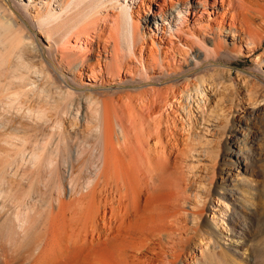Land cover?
<instances>
[{"label":"bare ground","instance_id":"bare-ground-1","mask_svg":"<svg viewBox=\"0 0 264 264\" xmlns=\"http://www.w3.org/2000/svg\"><path fill=\"white\" fill-rule=\"evenodd\" d=\"M27 1L24 14L48 47L29 32L15 38L0 20V44L1 32H9L18 60L10 84L17 91L8 88L0 112L10 115L20 98L46 93L43 82L54 85L66 102L54 114L26 107L28 118L37 117L35 133L26 125L6 126L0 114V136L6 137L1 143L10 157L3 173L18 178L21 169L26 176L29 169L51 165L52 157L62 154L66 129L90 122L85 99L98 106L92 119L97 145L66 148L73 157L93 156L98 164L86 177L70 172L64 181L57 165L54 188L40 209L29 206L27 195L13 196L10 239L32 241L34 229L44 231L26 264H205L246 255L248 228L235 220L245 218L238 211L237 187L254 184L238 169L255 173L250 127L241 126L225 145L223 165L235 176L229 171L224 178L219 162V111L211 171L199 176L209 188L196 190L192 162L194 154L204 159L208 152L206 88H218L208 76L217 68L212 63L263 48L264 0ZM37 1L42 10L29 16L27 9H36ZM259 58L264 62V54ZM227 73L231 81L233 74ZM104 95L109 98L100 99ZM222 199L230 208L221 212L215 204ZM4 211L0 207V214ZM225 217L229 246L219 228ZM257 240L261 245L252 252L264 258V224ZM0 264H13L1 236Z\"/></svg>","mask_w":264,"mask_h":264},{"label":"rangeland","instance_id":"rangeland-1","mask_svg":"<svg viewBox=\"0 0 264 264\" xmlns=\"http://www.w3.org/2000/svg\"><path fill=\"white\" fill-rule=\"evenodd\" d=\"M39 1L33 3L32 6H36V9L29 7L27 12L29 16H35L36 11L42 10ZM29 5L27 0H0V20L4 22L3 26L12 36L18 38L19 34L31 33L37 36V39L41 42L44 48H47L46 40L39 36L38 30L33 25L32 18L28 19L25 16V7ZM145 16V15H143ZM143 23V22H142ZM145 23H143L144 25ZM146 25V24H145ZM8 34L1 32V37L4 40L3 44H0V100L8 92V88H14L12 92L17 91V87L10 85L14 82L12 79L13 66L17 65V56L14 54L11 44L7 41L9 39ZM13 32L15 34L13 35ZM264 54V46L260 50L254 53H248L243 51L241 54H236L231 58H225L219 60L212 65L217 68L213 71H209L208 76L210 80L216 81L218 88L215 89L214 85L207 86L208 97V113L207 119L204 122L206 126V148H208L207 156L201 159L198 154H194L195 159L192 162L194 166V172L196 173V187L197 191L203 188H209L208 184L204 185V181L200 175H206L207 171L210 172L211 168L208 164L212 163L211 149L214 146L213 128L215 119V112L219 113L218 129L219 141L221 144V157L219 159L222 166L223 177L226 178V173L235 176L234 171L223 165V158L225 154V145L228 141H231L235 136H238L239 131L250 127L248 140V147L253 155L254 161V175H250L246 170L239 167L241 177H249L254 183L252 186H245L240 183L235 184L239 187V194L237 197V204L239 205L238 211L245 218L236 219V223L245 225L248 229L245 235V240L250 245V251L244 254V256L227 255L223 260L218 259L216 261L206 260L205 264H264V258L257 255L252 250L261 245L257 240V234L259 228L264 224V62H261L259 56ZM10 67V69H9ZM221 67V68H220ZM228 71L233 74V79L227 81ZM187 74V73H184ZM194 74V73H193ZM66 78L71 79V76L66 72L63 73ZM42 88H45L46 93H35L28 99L20 98L17 104L11 111V114H3L0 112L3 123L8 126L19 129L20 126L26 125V128L35 133L38 126L37 117L33 115V118L27 117L24 114L26 107L31 108L35 113L46 112L47 114H54V109H60L66 102V96L59 90L55 89V86L43 82ZM94 89H98L94 87ZM7 90V91H6ZM109 98V95H104L100 99ZM84 113L90 118L89 123L76 125L77 127H69L66 129V133L60 143V149L62 154L52 157V163L49 166L40 169H29L26 176H23L24 169H21L20 176L18 178H12L9 172L3 173L5 168H9L10 157L8 155L9 147L2 146L1 141H4L5 136H0V207H3L5 211L0 214V236L2 237V246L4 250L12 257L13 264H26L32 260V252L36 241L42 238L44 231L38 227L34 229L31 234V240L25 242L24 237H17L12 241L9 237V230L13 226V218L15 215L13 196L16 199L27 195V203L30 207H36L40 209L49 196L50 191L54 188L55 184V167L60 165L61 179L64 181V176L72 172L75 175L86 177L88 172L93 170V164L97 165L98 161L93 156H86L84 159H78L73 157L67 151V146L71 149H78L86 146H96L97 132L94 131V123L92 119L98 115V106L94 101L85 99ZM31 118V119H30ZM94 121V119H93ZM67 125H71V121H67ZM74 124V122H72ZM246 126V127H245ZM68 128V127H67ZM76 128V129H75ZM11 130L5 129V132ZM24 135V131L20 132ZM44 138V137H43ZM66 145V146H65ZM231 153L229 158H231ZM82 164H86L83 169H80ZM30 168V167H29ZM92 168V169H91ZM200 180H202L200 182ZM228 180V179H227ZM233 181L235 178L233 177ZM203 184V185H202ZM223 194H227V190L221 189ZM243 194V196L241 195ZM222 203V205H221ZM220 205V206H219ZM215 204L218 211H227L229 203L224 199L220 204ZM227 209V210H226ZM208 219L212 220L213 215L209 214ZM219 228L223 232L224 238L226 237V246L230 245L231 232H230V220L225 217L224 220L220 218ZM229 239V240H228ZM200 255V252L197 251Z\"/></svg>","mask_w":264,"mask_h":264}]
</instances>
